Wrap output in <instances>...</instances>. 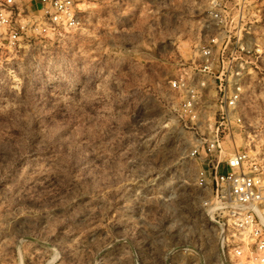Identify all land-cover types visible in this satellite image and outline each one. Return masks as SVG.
Instances as JSON below:
<instances>
[{
	"label": "rangeland",
	"instance_id": "rangeland-1",
	"mask_svg": "<svg viewBox=\"0 0 264 264\" xmlns=\"http://www.w3.org/2000/svg\"><path fill=\"white\" fill-rule=\"evenodd\" d=\"M75 1L78 30L0 32V264H221L201 131L165 103L209 0ZM245 13L257 61L227 146L264 157V0Z\"/></svg>",
	"mask_w": 264,
	"mask_h": 264
},
{
	"label": "built area",
	"instance_id": "built-area-1",
	"mask_svg": "<svg viewBox=\"0 0 264 264\" xmlns=\"http://www.w3.org/2000/svg\"><path fill=\"white\" fill-rule=\"evenodd\" d=\"M247 6L248 0H209L207 29L214 34L165 78L169 113L202 134L193 155L205 166L198 184L212 182L206 206L218 228L221 264H264V157L227 146L248 127L242 114L245 82L257 60L244 42L250 32ZM83 24L75 0H0V32L9 47Z\"/></svg>",
	"mask_w": 264,
	"mask_h": 264
}]
</instances>
